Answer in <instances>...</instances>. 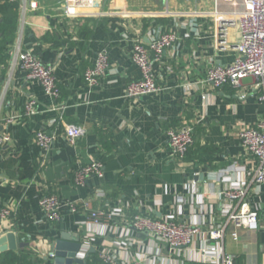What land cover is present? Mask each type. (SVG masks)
Masks as SVG:
<instances>
[{
	"label": "crops",
	"instance_id": "crops-1",
	"mask_svg": "<svg viewBox=\"0 0 264 264\" xmlns=\"http://www.w3.org/2000/svg\"><path fill=\"white\" fill-rule=\"evenodd\" d=\"M34 1L37 8H27L15 42L53 67L59 95L50 97L36 80L11 68L12 51L7 64H0V130L11 137L0 149V207L11 209L0 219V235L13 231L17 242L15 250L5 251L21 254L27 262L54 264L50 245L55 237L67 233L81 242L91 210H119L89 241L94 251L85 254L88 264H96L93 254L99 259L103 246L135 259L151 250L150 263L142 264H217L199 260L185 248H169L134 230L129 220L134 214L173 215L204 231L226 219L225 186L247 182L246 200L258 209V228H238L233 240V228L227 225L223 246L234 264H264V185L249 183L257 162L239 138L242 129L264 119V103L253 94L250 77L240 89L205 80L210 67L234 60L240 38L238 28L230 27L228 45L216 47L214 13L240 6L213 0H101L95 13L67 17L58 0ZM169 29L176 31L177 40L153 63L160 90L127 97V85L141 77L131 60L134 42L147 44ZM99 52L107 53L109 70L89 86L84 72ZM28 99L36 101L30 116L23 112ZM8 116L14 121L5 126ZM53 118L57 122L51 124ZM67 124L83 129L74 144L65 137ZM183 124L193 126V142L182 157H175L167 130ZM37 130L57 136L46 152L35 144ZM92 161L101 163L103 177L90 176L85 185H75V170ZM47 194L76 202L78 212L63 207L57 221L46 220L38 199ZM129 237L135 242L128 244Z\"/></svg>",
	"mask_w": 264,
	"mask_h": 264
},
{
	"label": "built area",
	"instance_id": "built-area-1",
	"mask_svg": "<svg viewBox=\"0 0 264 264\" xmlns=\"http://www.w3.org/2000/svg\"><path fill=\"white\" fill-rule=\"evenodd\" d=\"M100 1L58 0L57 5L62 10L63 16L77 17L87 12L95 13L94 10L100 5ZM217 1L234 3L239 5L240 8L229 13H214L216 47L224 48L228 45L227 34L230 27L238 28L240 38L235 45L236 56L234 60L226 65L210 67L206 73L205 80L216 87L228 84L235 89H240L243 86L242 80L250 77L252 79L250 88L253 94L256 95L260 102L264 103V0H213L215 4ZM27 8H37L36 1H21L18 36L22 33V20ZM100 13L102 14L103 12ZM124 13L127 12L125 11ZM176 40V31L169 29L158 34L156 38L147 44L139 40L134 42L131 60L139 68L141 77L127 85L125 89L127 97H139L160 90V87L154 81L153 63L155 60L161 59L165 49L172 47ZM10 51H12L10 58L11 68L18 67L24 72L26 80H36L47 95L52 98L58 97L59 88L52 66L43 63L31 50L21 49L17 41L11 46ZM109 65L107 53L99 52L95 64L84 72V79L88 85H96L99 77L109 70ZM242 96H244V93ZM23 112L26 116L34 114L36 112V101L28 99L24 104ZM13 121L14 116H8L3 119L5 126ZM56 122L57 120L54 118L50 120L51 124ZM64 132L67 141L70 144H74L76 139L83 134V129L77 125L67 124ZM192 133L193 126L191 124H183L167 130L168 145L173 156L182 157L185 154L193 142ZM56 138L57 136L53 131L37 130L34 134L35 144L44 152L48 151ZM239 138L245 149L255 157L257 162L251 173L249 183L264 185V119L253 126L242 129L239 132ZM10 139L8 131L0 130V149ZM90 176H94L97 179L103 177L100 162L92 161L79 166L74 172L73 182L75 185L83 186L87 183ZM220 176L222 174H219ZM248 187L249 184L247 182L231 183L225 186L224 196L226 201H229V204L226 205V219L223 223H210L204 231L198 224L176 221L173 215L153 218L147 214H134L129 222L134 230L154 237L169 248H185L190 253L196 254L199 260L205 262L234 264V256L226 252L223 246L227 225H231L233 228L230 231V237L233 240L238 239L236 231L238 228L243 227L248 231H255L259 225L258 209L250 208L246 200ZM38 205L44 218L52 222L60 218L63 207L72 214L77 213L79 210V205L76 202L63 203L55 194L39 197ZM82 206L88 208V203L83 202ZM118 211L94 209L89 212L88 219L85 221L87 231L81 237L80 249L77 253L78 257H84L89 250V241L93 239L94 234H101L107 219L119 214ZM10 212V208L0 207V219L8 217ZM79 224L81 225L82 223ZM127 239L128 244L135 242L131 237ZM121 252L123 251L118 248L111 249L103 246L99 251V258L103 264H142L144 261L150 263L148 254L151 250L147 249L139 253L137 255L138 259L128 254L126 257L120 256L122 255Z\"/></svg>",
	"mask_w": 264,
	"mask_h": 264
},
{
	"label": "trees",
	"instance_id": "trees-1",
	"mask_svg": "<svg viewBox=\"0 0 264 264\" xmlns=\"http://www.w3.org/2000/svg\"><path fill=\"white\" fill-rule=\"evenodd\" d=\"M22 0H0V64L6 65L10 58V48L14 44L20 26V5ZM57 1V0H56ZM93 262L103 264L102 260L93 254ZM38 259L27 262L26 257L12 251L0 255V264H37ZM198 264V263H188Z\"/></svg>",
	"mask_w": 264,
	"mask_h": 264
},
{
	"label": "water",
	"instance_id": "water-1",
	"mask_svg": "<svg viewBox=\"0 0 264 264\" xmlns=\"http://www.w3.org/2000/svg\"><path fill=\"white\" fill-rule=\"evenodd\" d=\"M203 178V175H199ZM17 248L16 236L13 231L0 235V251L15 250ZM80 249V238H71L67 233H62L60 237H55L50 245V255L54 264H88L86 255L81 258L77 256ZM91 248L89 252H93Z\"/></svg>",
	"mask_w": 264,
	"mask_h": 264
}]
</instances>
